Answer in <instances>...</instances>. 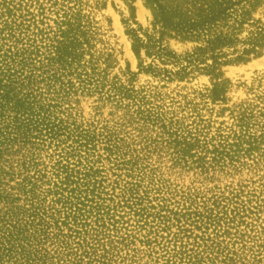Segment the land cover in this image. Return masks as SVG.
<instances>
[{
    "label": "rangeland",
    "instance_id": "1",
    "mask_svg": "<svg viewBox=\"0 0 264 264\" xmlns=\"http://www.w3.org/2000/svg\"><path fill=\"white\" fill-rule=\"evenodd\" d=\"M0 264H264V0H0Z\"/></svg>",
    "mask_w": 264,
    "mask_h": 264
},
{
    "label": "trees",
    "instance_id": "2",
    "mask_svg": "<svg viewBox=\"0 0 264 264\" xmlns=\"http://www.w3.org/2000/svg\"><path fill=\"white\" fill-rule=\"evenodd\" d=\"M220 4H221V5H220ZM219 5H220V6L225 5L224 1H223L222 3H219ZM225 6H226V5H225ZM226 9H227V7H225L224 9H222V10H220V11H218V13H220V14L225 13L224 11H225ZM211 10H214V9L211 8ZM214 12H216V10H215ZM214 12H212V13H214ZM168 14H170V13L167 12V11H164V10H161V11H160L161 20H162L166 25H168L169 22H172V21L174 22V17H175V16H170V15H168ZM187 22H189V21H188V20L186 21V19H179L177 22L171 24V26H174V27H180V25H182L183 23H184V24H187ZM194 26H195V22H192V23L189 24L186 28H187L188 30H190V31H194V30H195Z\"/></svg>",
    "mask_w": 264,
    "mask_h": 264
}]
</instances>
